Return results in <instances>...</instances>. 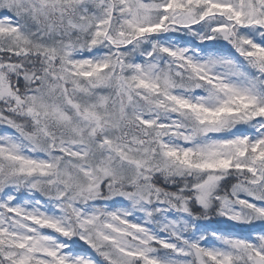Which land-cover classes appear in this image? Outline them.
I'll use <instances>...</instances> for the list:
<instances>
[{
    "label": "snow or ice",
    "instance_id": "obj_1",
    "mask_svg": "<svg viewBox=\"0 0 264 264\" xmlns=\"http://www.w3.org/2000/svg\"><path fill=\"white\" fill-rule=\"evenodd\" d=\"M0 264H264V0H0Z\"/></svg>",
    "mask_w": 264,
    "mask_h": 264
}]
</instances>
